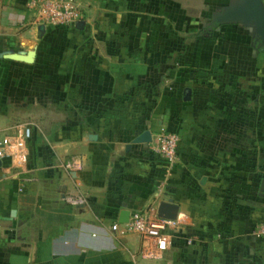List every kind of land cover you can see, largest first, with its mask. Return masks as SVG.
Masks as SVG:
<instances>
[{
  "label": "crops",
  "instance_id": "obj_1",
  "mask_svg": "<svg viewBox=\"0 0 264 264\" xmlns=\"http://www.w3.org/2000/svg\"><path fill=\"white\" fill-rule=\"evenodd\" d=\"M77 1L40 29L0 0V264H264V45L212 20L236 0ZM144 130L178 134L171 168ZM160 201L162 249L120 220Z\"/></svg>",
  "mask_w": 264,
  "mask_h": 264
},
{
  "label": "built area",
  "instance_id": "obj_2",
  "mask_svg": "<svg viewBox=\"0 0 264 264\" xmlns=\"http://www.w3.org/2000/svg\"><path fill=\"white\" fill-rule=\"evenodd\" d=\"M28 6L34 10L38 21L49 26L72 28L83 18L77 0H29ZM25 133H29L28 128L25 129ZM178 141V134L174 131L161 130L153 133L149 141V149L161 159L166 168H171L177 161ZM78 200L73 199V201ZM177 222V216L166 218L149 212H135L124 221L123 225L125 230L136 231L145 238H151L155 245L162 249L171 242V233ZM112 226L115 228L117 223ZM253 232L264 240V219L256 224Z\"/></svg>",
  "mask_w": 264,
  "mask_h": 264
},
{
  "label": "water",
  "instance_id": "obj_3",
  "mask_svg": "<svg viewBox=\"0 0 264 264\" xmlns=\"http://www.w3.org/2000/svg\"><path fill=\"white\" fill-rule=\"evenodd\" d=\"M218 23L221 22H239L242 24H250L255 33V39L264 45V2L263 0H236L222 7L221 11L216 12L212 18ZM83 24L80 20L76 26ZM40 29L44 28V24L39 25ZM142 141H150L151 135L149 130H144L139 137ZM260 191L264 195V177L260 180ZM176 204L167 201H160L158 204L159 215L166 218H174ZM128 219V212L122 210L120 212V220L126 221Z\"/></svg>",
  "mask_w": 264,
  "mask_h": 264
}]
</instances>
